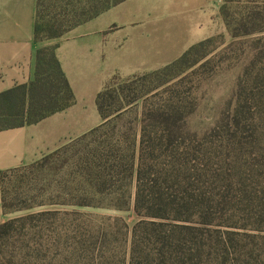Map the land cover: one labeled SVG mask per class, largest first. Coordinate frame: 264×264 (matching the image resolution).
Listing matches in <instances>:
<instances>
[{
	"label": "trees",
	"instance_id": "1",
	"mask_svg": "<svg viewBox=\"0 0 264 264\" xmlns=\"http://www.w3.org/2000/svg\"><path fill=\"white\" fill-rule=\"evenodd\" d=\"M45 1L37 3L34 79L0 93V131L76 102L59 42L39 46ZM124 1L56 0L68 26L51 37L59 40ZM222 2L230 46L242 62L230 109L213 125L191 127L194 111L173 94L187 77L174 80L207 57L198 49L223 34L158 70L115 74L97 96L101 125L41 160L0 172L4 212L27 211L0 223V264H264V0ZM48 16V28L65 23ZM163 74L148 90L136 86ZM56 160L58 178L32 172ZM47 205L75 209L35 210ZM79 208L133 210L127 218Z\"/></svg>",
	"mask_w": 264,
	"mask_h": 264
},
{
	"label": "crops",
	"instance_id": "2",
	"mask_svg": "<svg viewBox=\"0 0 264 264\" xmlns=\"http://www.w3.org/2000/svg\"><path fill=\"white\" fill-rule=\"evenodd\" d=\"M38 0H0V93L28 85L36 70ZM222 0H126L57 40L76 102L64 111L0 131V172L31 164L101 125L97 96L115 75L151 72L192 46L228 32ZM98 113V115H97ZM0 223L16 217L1 206Z\"/></svg>",
	"mask_w": 264,
	"mask_h": 264
},
{
	"label": "rangeland",
	"instance_id": "3",
	"mask_svg": "<svg viewBox=\"0 0 264 264\" xmlns=\"http://www.w3.org/2000/svg\"><path fill=\"white\" fill-rule=\"evenodd\" d=\"M54 1L56 0H46L45 7L42 9L43 18L41 21L46 29L40 35L41 41L39 46H54L57 40L51 36L55 34L58 29H65L68 26L66 21H64L66 18L62 13V8L65 7L62 6V4H56ZM50 12H52V15L59 14L60 20L65 22L64 25L56 24L54 27L48 28L45 23ZM232 41L233 39L231 34L227 32L226 34L215 38L206 46L199 48L198 55L208 53L207 57L202 59L193 69L186 72L183 76L174 80L176 83L183 77H187L186 80L184 79L183 82L175 86L173 94L176 99L179 100L183 110L186 112H190L191 110L194 111L193 115L189 118V125L191 127H205L206 125H213L218 119L220 112L230 109L229 105H231L233 90L236 92V82L242 71V62L239 61L240 56L237 57L236 55V44L233 47L230 46ZM173 71L175 72L176 69ZM169 73L170 71L167 74ZM167 74H163L156 80L140 78L137 80L136 86H138L143 91L148 90L159 80L167 78ZM193 99H196L195 106L191 105ZM156 101H159V98H157ZM135 111L137 112L138 108H136ZM41 159L42 158H40V160ZM60 164L61 161L56 160L55 162L48 163L46 168L35 166L32 168V172L40 179H43V176H46L49 178V180L56 179L58 178L56 167ZM44 183L46 182L44 181ZM36 186L40 187L38 183H36ZM39 193L40 188H38L36 191L30 192L29 194L34 196ZM40 200L41 199L39 198L38 201ZM130 207L133 208V202L131 203ZM47 208L63 210L75 209L73 206L64 207L61 205H47L43 207H37L35 210L39 211ZM76 210H80L84 213L111 214L128 218L131 216L133 209L126 211H115L110 209L79 208ZM25 213H27V211L15 212L16 216H20ZM131 224H133L132 221L130 222V225ZM62 230L63 228L59 229L60 234H63Z\"/></svg>",
	"mask_w": 264,
	"mask_h": 264
}]
</instances>
